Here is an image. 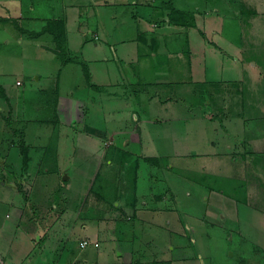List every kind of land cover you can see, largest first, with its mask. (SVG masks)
Masks as SVG:
<instances>
[{
    "label": "rangeland",
    "instance_id": "obj_1",
    "mask_svg": "<svg viewBox=\"0 0 264 264\" xmlns=\"http://www.w3.org/2000/svg\"><path fill=\"white\" fill-rule=\"evenodd\" d=\"M69 1L87 3L74 5L64 62L48 34L12 18L38 29L61 17L67 30ZM112 1L0 0V253L15 237L21 264H264V0H175L195 26L159 21L162 0ZM198 149L227 150V168L161 157ZM166 187L178 205L169 193L163 209L139 206ZM42 219L57 221L52 254Z\"/></svg>",
    "mask_w": 264,
    "mask_h": 264
},
{
    "label": "crops",
    "instance_id": "obj_2",
    "mask_svg": "<svg viewBox=\"0 0 264 264\" xmlns=\"http://www.w3.org/2000/svg\"><path fill=\"white\" fill-rule=\"evenodd\" d=\"M109 0H106V2H108ZM112 1V0H111ZM119 1L120 0H116V1H112V3H119ZM129 0H127V2H128ZM103 2H105V0H103L101 3L99 2V0H96V3H98V4H103ZM105 2V3H106ZM86 3H87V1H86ZM86 3H83V2H80V1H75V2H70L69 1V3L68 4H70V9H74V17H72L71 16V14H67V37H68V42H69V45H70V41H71V38H70V33H69V23L71 22V21H76L77 20V11H78V9L77 8H75V6L74 5H79L80 7H83ZM139 4H140V2H139ZM147 5H151L150 3L149 4H147ZM79 7V8H80ZM140 7V6H139ZM160 7L161 6H159V7H154V6H152V10H155V11H152V12H156V11H160ZM141 8V7H140ZM162 9V8H161ZM80 10V9H79ZM150 12V11H149ZM79 14H80V12H79ZM137 15L139 16V11H137ZM112 17H113V15H111ZM157 25L158 23H156L155 21L154 22H152L151 23V25ZM82 26H80L79 25V27H78V30L77 31H79V33H80V35H81V37L85 40V41H83L84 42V44H82V46H86L87 45V43H89L88 41V36L87 35H85V32H83V29L81 28ZM136 31H137V35H134V36H131L130 38L131 39H134V37L135 38H137L138 39V37L139 36H141V35H139V34H141L142 33V35H145V32H146V30H140V29H136ZM157 36H156V35ZM155 34H154V32L152 31L151 32V34H149L150 35V38L152 39L153 38V42L154 43H156V42H159V41H162L163 39H162V34H160L159 32H155ZM96 35L98 36V34L96 33ZM97 36H95V34H94V37L93 38H95V39H98V37ZM88 37V38H87ZM161 37V39H159ZM150 45H155V44H152V43H150ZM98 46L99 47H101V44H98ZM155 46H157V44L155 45ZM97 47V46H96ZM106 46H104L103 48H105ZM148 47H150V46H148ZM111 48V47H110ZM102 49V48H101ZM103 50V49H102ZM130 51H128L127 52V54L129 53ZM103 53H105V54H108L107 52H103ZM83 54L85 55V57H87V55H86V51L84 50L83 51ZM113 54V53H112ZM89 56V55H88ZM108 56H107V58H105L104 60H106V61H108ZM89 60V59H88ZM113 60H114V57H113ZM176 83V85L177 86H181V82H175ZM175 83H166V84H164L163 86H165V87H167V86H171L172 84L174 85ZM183 83V82H182ZM96 89L97 88H101V87H95ZM137 115H139V114H137ZM136 114L134 115L136 118L138 117ZM140 117H141V115H140ZM142 118V117H141ZM146 122L147 123H149L147 120H146ZM206 122L205 121H203V125L205 124ZM211 143H212V140L210 141ZM229 147V146H228ZM204 150H201V149H198V150H196V151H194V152H191L190 154L189 153H178V154H176V153H172V152H169V153H166L165 151L161 154V157L163 156V154H164V156H166V157H168V159H172L174 156H178V155H181L183 158L184 157H188V156H192V157H196V158H198V160H204V162L205 163H201V165L200 166H198L199 167V171H203V172H206V173H208V174H210V173H212V172H210V170H209V168L210 167H213V168H223V169H226L227 168V163H226V161L223 159V158H227V156L229 155L228 153V151L227 150H222V151H219L218 153L214 150V151H207L206 153L205 152H203ZM226 151V152H225ZM173 156V157H172ZM229 157V156H228ZM213 158H215L216 160L217 159H221L219 162H213V161H206L205 159H211V160H213ZM215 160V161H216ZM213 162V163H212ZM152 163V162H151ZM154 165L155 166H157V164H155L154 163ZM172 166V165H171ZM138 167V166H137ZM137 167H136V172H137ZM139 168H140V166H139ZM10 173H13V170L10 172ZM14 177V174H10V177L9 178H7V176H6V188H12L13 190H15V188H17V185L16 184H13L12 183V178ZM212 194V197H215V195H216V193H217V191L213 188V187H210V186H205ZM222 191V190H221ZM156 193H159L158 195L159 196H157V195H155V192H151L150 193V195H141L140 194V196H142V198H141V204H139V206H142V207H152L151 205H153V207H159L158 209L160 210V209H163L164 207H167L168 206V199H169V193H171V195H172V192H171V190L168 188V187H166V188H163V190H160L159 192H156ZM219 194H223V195H225L223 192H221V193H219ZM228 194V193H227ZM138 195V194H137ZM137 195L136 196H134V197H136L137 198ZM223 195H221V196H223ZM139 196V195H138ZM173 197H175V200H176V204L178 205V202H177V196H175V195H172ZM172 196H170V197H172ZM224 197H226V195L224 196ZM170 199H172V198H170ZM136 200V199H135ZM154 201V202H153ZM151 202H153V203H151ZM151 203V204H150ZM135 205V201H133V204L131 205L132 207ZM135 207H136V205H135ZM210 207H211V205H210ZM156 210V209H155ZM22 214H23V212H22V210H20V209H17V216H16V222H17V226H19L20 224H21V222H22ZM28 217H29V214H26ZM47 220H49V219H47ZM47 220L46 219H44V221H43V219L41 220L43 223H44V232H43V237H42V235L39 237V239H41V240H43L44 242H46V246H47V251H48V253L49 254H52V251L54 250V249H52V251L50 250V241H54L53 239L55 238V237H53L50 233L53 231V230H55L54 229V227H55V224H56V222L57 221H54V223H53V225H51V226H49V223H47ZM171 221H169L168 223H170ZM185 223H186V227H190V230L191 231H194V232H196V230L194 229V227H192V226H190L186 221H185ZM1 226H2V224H1ZM37 227L36 225H35V222H34V219L33 218H31V220L30 219H28L27 220V225H26V229H22L21 231L25 234V236H26V239H27V241L29 242V247L27 248V253H26V257H28L31 253H32V248H34L35 246H36V244L34 243V237H33V235H32V233H33V230L35 229V228ZM34 228V229H33ZM36 230V229H35ZM88 234H92L91 236H94V240L95 241H98L97 240V238L95 237V235H94V233H88ZM87 237H89V236H87ZM124 238V240L125 239H127L129 242H130V240H129V237H126L125 235H123L122 236V239ZM19 239L20 238H15V237H13L11 240H10V242H9V246H10V248H12V250L13 251H11V250H6L5 252H1L0 253V257H1V261L3 262V264H21V259L19 260L18 259V254H19V252H21V248H19L18 247V244H17V242L19 241ZM83 239H85V238H82L81 240H83ZM93 240V239H92ZM55 242V241H54ZM93 243V242H92ZM94 244V243H93ZM132 244V243H131ZM14 245V248L12 247ZM56 246H58V244L56 243L55 244ZM95 245V244H94ZM98 245H99V243H98ZM97 245V246H98ZM67 244L65 243V242H63V247H62V249L63 250H66L67 251ZM132 249V248H131ZM120 254H122L121 252H119ZM86 261H88V259H86ZM134 262V257H132V259H131V261H130V264H132ZM90 264H101V263H99V261H93V262H91ZM134 264H141V263H135L134 262Z\"/></svg>",
    "mask_w": 264,
    "mask_h": 264
},
{
    "label": "trees",
    "instance_id": "obj_3",
    "mask_svg": "<svg viewBox=\"0 0 264 264\" xmlns=\"http://www.w3.org/2000/svg\"><path fill=\"white\" fill-rule=\"evenodd\" d=\"M122 2H126L127 0H120ZM138 3L140 0H136ZM160 12L162 13V17L159 18V21H168L177 26H195L196 25V17L195 14L187 9L179 6L175 0H162L160 5ZM162 8V9H161ZM8 16L0 15V21L8 19ZM15 26L19 28L20 31L26 32L27 36L36 37L38 35H42L44 33L48 34L51 39L55 41L56 51L61 55L62 60L64 62H68L69 52H68V37L66 30V22L64 18L61 17H48L45 18L44 23L38 29L35 28H26L21 24L17 18H12ZM96 36V35H95ZM98 37V36H97ZM154 43V42H153ZM86 77L89 78V70L86 63L82 64ZM95 84H93L94 86ZM94 87H98L97 85ZM206 113V112H205ZM207 115L214 117V112H207ZM211 117V118H213ZM148 160H151L153 163H158V158L156 157H147Z\"/></svg>",
    "mask_w": 264,
    "mask_h": 264
},
{
    "label": "built area",
    "instance_id": "obj_4",
    "mask_svg": "<svg viewBox=\"0 0 264 264\" xmlns=\"http://www.w3.org/2000/svg\"><path fill=\"white\" fill-rule=\"evenodd\" d=\"M19 82V81H18ZM89 243V241L87 239H83L80 241V246L84 247ZM0 264H3V262L1 261V257H0Z\"/></svg>",
    "mask_w": 264,
    "mask_h": 264
},
{
    "label": "water",
    "instance_id": "obj_5",
    "mask_svg": "<svg viewBox=\"0 0 264 264\" xmlns=\"http://www.w3.org/2000/svg\"><path fill=\"white\" fill-rule=\"evenodd\" d=\"M64 178L66 177V175L65 176H63Z\"/></svg>",
    "mask_w": 264,
    "mask_h": 264
}]
</instances>
